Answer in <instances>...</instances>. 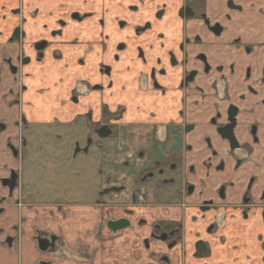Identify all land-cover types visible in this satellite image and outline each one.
Instances as JSON below:
<instances>
[{
	"label": "flooded vegetation",
	"instance_id": "af4514ba",
	"mask_svg": "<svg viewBox=\"0 0 264 264\" xmlns=\"http://www.w3.org/2000/svg\"><path fill=\"white\" fill-rule=\"evenodd\" d=\"M51 124L84 137L71 156L99 154L89 199L109 240L145 230L139 246L158 264H264V0H0L7 247L29 224H13L14 209L35 214L36 240L55 250L53 215L80 202L43 199L25 166Z\"/></svg>",
	"mask_w": 264,
	"mask_h": 264
},
{
	"label": "crops",
	"instance_id": "0c3cea01",
	"mask_svg": "<svg viewBox=\"0 0 264 264\" xmlns=\"http://www.w3.org/2000/svg\"><path fill=\"white\" fill-rule=\"evenodd\" d=\"M80 202L71 208L73 216L68 213L62 219L60 211L53 215L54 221L57 225L60 223L62 228H49L54 229L62 240L52 253L38 248L36 232L32 228L33 221L37 218L35 214L25 212L24 208L14 209L12 223L18 224L25 218L29 224H22L20 229L14 231L12 235L17 243L14 242L12 247L0 244V264H158L149 251L139 246L145 230L138 233L123 231L111 241L105 237L107 234L102 225L106 217L103 206H96L91 200ZM42 207L37 220L46 229V221L51 218L47 212L50 206ZM147 211L154 212L150 208ZM95 227L98 228L96 232ZM124 239L130 242H123Z\"/></svg>",
	"mask_w": 264,
	"mask_h": 264
},
{
	"label": "rangeland",
	"instance_id": "374dc122",
	"mask_svg": "<svg viewBox=\"0 0 264 264\" xmlns=\"http://www.w3.org/2000/svg\"><path fill=\"white\" fill-rule=\"evenodd\" d=\"M49 126V129L45 126L38 127L37 132L44 133V136L41 137L45 138L38 137V140L34 141L35 149L29 148L24 160L30 177L33 178L34 176L33 179L36 182L40 183L41 181L44 185L43 199L53 196H62L61 198L67 200L77 197L79 201L95 198L96 189L100 182L99 154L91 146L88 153L80 151L75 157L71 156L74 151L71 143L77 139L83 144L85 143L84 137L77 136L70 142L69 138L75 136V129L70 130L69 134L68 126L55 124ZM31 128H35V126ZM55 135H58L59 138H55ZM41 147L43 150L39 153ZM39 169H43L44 172L41 174ZM37 173H40L39 177ZM48 185H55L54 188L57 192L49 193L50 189L48 190V188L52 186L47 187ZM64 186H67L71 193H68L69 189L63 192ZM58 188L60 192H58Z\"/></svg>",
	"mask_w": 264,
	"mask_h": 264
},
{
	"label": "water",
	"instance_id": "95a60500",
	"mask_svg": "<svg viewBox=\"0 0 264 264\" xmlns=\"http://www.w3.org/2000/svg\"><path fill=\"white\" fill-rule=\"evenodd\" d=\"M38 248L42 251H53L55 247V243L53 238L50 236L49 238H37Z\"/></svg>",
	"mask_w": 264,
	"mask_h": 264
}]
</instances>
